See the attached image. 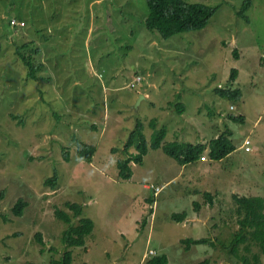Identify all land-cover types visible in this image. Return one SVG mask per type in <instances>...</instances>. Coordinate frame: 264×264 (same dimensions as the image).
<instances>
[{
  "label": "rangeland",
  "instance_id": "rangeland-1",
  "mask_svg": "<svg viewBox=\"0 0 264 264\" xmlns=\"http://www.w3.org/2000/svg\"><path fill=\"white\" fill-rule=\"evenodd\" d=\"M186 1L217 9L202 29L163 38L144 25L146 0H0V264L58 259L67 225L55 210L73 224L80 218L66 201L94 222L84 247L70 248L71 264H145L152 251L169 264H252V254L264 264L252 240L235 253L225 247L239 228L232 195L264 199V0H249L244 15L245 0ZM21 55L39 65L35 78ZM217 87L239 88L241 97L230 101ZM151 120L166 131L162 145L207 144L228 130L235 148L220 161L206 150L184 165L162 146L148 148L119 178L128 133L139 121L149 141ZM73 136L96 147L91 162L77 157ZM54 172L56 186L45 185ZM146 185L159 189L153 195ZM18 198L27 202L22 216L12 209ZM181 212L183 221L171 219ZM202 237L214 245L180 243Z\"/></svg>",
  "mask_w": 264,
  "mask_h": 264
},
{
  "label": "trees",
  "instance_id": "trees-1",
  "mask_svg": "<svg viewBox=\"0 0 264 264\" xmlns=\"http://www.w3.org/2000/svg\"><path fill=\"white\" fill-rule=\"evenodd\" d=\"M148 13L144 19V25L148 30L158 32L161 37L169 38L175 34H180L183 32H188L191 30H199L207 25L211 17L214 15L217 6L208 5L200 2H187L186 0H146ZM249 0H245L241 5V10L238 11L239 14L244 15L243 12L248 8ZM14 20V19H13ZM234 56L237 57V53L234 51ZM21 60L24 65L27 66V75L29 78H35V70L39 65L35 66L36 63L30 59L29 56L21 55ZM237 76V70L231 69L229 83H232ZM215 94L225 97L230 101H238L241 97V91L239 88H220L214 89ZM174 106V105H173ZM175 109L178 112L183 111V105L177 103ZM229 118L242 122L243 117L241 115L229 114ZM152 128V133L150 135L149 141L145 138L143 133V125L141 122L137 121L134 128L128 133L127 140L122 149L125 156L118 159L116 164L118 168V175L121 179H128L132 174V168L130 162L133 161L136 164L142 162L143 155L147 153L148 148L156 149L162 146L163 152L173 158L179 165H184L193 162L197 159H201L203 153L208 150L207 156L211 160L220 161L226 157L230 152L234 150V145L229 138V131L225 130L218 134L207 144L198 143H182L178 141H171L162 145L163 139L165 137L166 131L163 127L156 128L155 120L149 122ZM76 143V155L77 157L85 162H91L92 156L95 153L96 147L93 145H88L73 136ZM134 148L135 152L128 153L129 148ZM249 151V150H248ZM63 157L66 161H69V155L67 151L63 152ZM58 174L53 173L52 176L45 179V185H50L55 187L57 184ZM149 189L155 190L158 187L147 186ZM149 195L146 199L150 204L153 203V196ZM205 199L211 204L212 196L209 192H204ZM232 199L235 203V213L237 215V223L239 225L238 230L230 233L231 241L228 245H225L233 253L237 251L236 247L241 242H246L247 239L252 244L257 246L259 250L264 254V199L261 196H245V195H232ZM27 205V202L18 198L17 202L13 206V213L15 216H22L23 209ZM199 203L193 202V209L198 210ZM65 206L70 209L73 216L80 217L78 224H73L71 215L62 209L55 210V216L57 219L64 222L67 227L62 231L61 242L66 246L63 254L58 258H51V264H71L72 261V251L70 248L73 247H84L85 238L90 235L94 222L89 218L81 217L82 206L73 203L65 202ZM152 207L149 208V214H152ZM187 216L186 212L173 213L171 219L174 221H183ZM6 219V218H5ZM146 219H142V225H144ZM15 235L17 233H14ZM14 235V236H15ZM36 240L39 244L44 245L41 233L37 232L35 234ZM184 250L190 249L194 245L198 244H208L212 245L208 238H183L180 240ZM247 244V243H246ZM236 249V251H235ZM245 251H249L250 248L246 247ZM153 253L147 256L145 264H169L167 255L165 253ZM244 261L247 262V256H243ZM208 258H204L198 264H210ZM259 263L258 256L252 254V264ZM81 264H85L82 262Z\"/></svg>",
  "mask_w": 264,
  "mask_h": 264
},
{
  "label": "built area",
  "instance_id": "built-area-1",
  "mask_svg": "<svg viewBox=\"0 0 264 264\" xmlns=\"http://www.w3.org/2000/svg\"><path fill=\"white\" fill-rule=\"evenodd\" d=\"M230 109H233V106L232 105L230 106ZM249 145H250L249 139H244L243 140V148H244L245 151L250 150V146ZM158 189L159 188H156L155 192L158 191ZM150 253H152V252H150Z\"/></svg>",
  "mask_w": 264,
  "mask_h": 264
},
{
  "label": "clouds",
  "instance_id": "clouds-1",
  "mask_svg": "<svg viewBox=\"0 0 264 264\" xmlns=\"http://www.w3.org/2000/svg\"><path fill=\"white\" fill-rule=\"evenodd\" d=\"M156 194V193H155ZM153 253V252H152ZM152 253H150V254H152Z\"/></svg>",
  "mask_w": 264,
  "mask_h": 264
}]
</instances>
